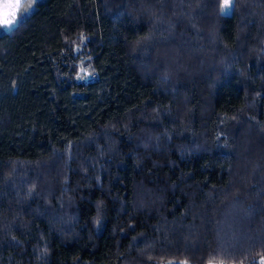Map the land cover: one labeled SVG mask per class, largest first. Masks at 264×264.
<instances>
[{
  "label": "trees",
  "instance_id": "16d2710c",
  "mask_svg": "<svg viewBox=\"0 0 264 264\" xmlns=\"http://www.w3.org/2000/svg\"><path fill=\"white\" fill-rule=\"evenodd\" d=\"M261 258L264 0H36L0 30V264Z\"/></svg>",
  "mask_w": 264,
  "mask_h": 264
},
{
  "label": "snow or ice",
  "instance_id": "6c2138e0",
  "mask_svg": "<svg viewBox=\"0 0 264 264\" xmlns=\"http://www.w3.org/2000/svg\"><path fill=\"white\" fill-rule=\"evenodd\" d=\"M35 2L36 0H28L27 3L24 0H0V27L12 28L17 23L21 10L27 11ZM231 7L232 0H224L222 8L230 9ZM80 78L83 79V77ZM209 264H213V261ZM259 264H264V258H261Z\"/></svg>",
  "mask_w": 264,
  "mask_h": 264
},
{
  "label": "rangeland",
  "instance_id": "374dc122",
  "mask_svg": "<svg viewBox=\"0 0 264 264\" xmlns=\"http://www.w3.org/2000/svg\"><path fill=\"white\" fill-rule=\"evenodd\" d=\"M24 2L27 3L28 0H24ZM223 2H224V0H222V5H223ZM30 8H31V7H30ZM30 8H28L27 11H29ZM231 8H232V7H231ZM231 8H230V9H223V8H222V11H223L224 13H229V12L231 11ZM27 11H25V12H27ZM23 12H24V10L22 9V10H21V13H23ZM18 18H19V17H18ZM0 30H8V29L3 28V27H0ZM82 69H83V70H82ZM79 77H83V79H87V78L89 77V72H88V70H87L86 68L82 67V68L80 69V71H79ZM216 264H221V263H216ZM222 264H223V263H222Z\"/></svg>",
  "mask_w": 264,
  "mask_h": 264
}]
</instances>
